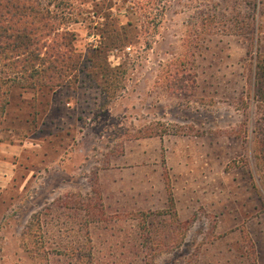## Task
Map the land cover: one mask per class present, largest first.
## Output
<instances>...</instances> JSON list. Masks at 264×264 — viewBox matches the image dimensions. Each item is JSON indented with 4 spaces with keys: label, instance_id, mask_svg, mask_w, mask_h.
I'll return each instance as SVG.
<instances>
[{
    "label": "rangeland",
    "instance_id": "obj_1",
    "mask_svg": "<svg viewBox=\"0 0 264 264\" xmlns=\"http://www.w3.org/2000/svg\"><path fill=\"white\" fill-rule=\"evenodd\" d=\"M30 4L0 43V264H264V0Z\"/></svg>",
    "mask_w": 264,
    "mask_h": 264
},
{
    "label": "trees",
    "instance_id": "obj_2",
    "mask_svg": "<svg viewBox=\"0 0 264 264\" xmlns=\"http://www.w3.org/2000/svg\"><path fill=\"white\" fill-rule=\"evenodd\" d=\"M30 3L31 0H0V43L3 40L7 46L11 47L12 51L19 46L16 42H19V37L22 38L33 33L31 29L33 20H43L47 14V12L44 13L39 10H33ZM69 20L77 21V19L71 18ZM29 40H31V38L28 39V41ZM2 46L1 44V48ZM257 128V138L260 148L258 155L255 157H259L261 161H264V118L263 122L260 123ZM167 191L169 206L173 207V198L168 186ZM83 257V264L94 263L92 255L84 254Z\"/></svg>",
    "mask_w": 264,
    "mask_h": 264
},
{
    "label": "crops",
    "instance_id": "obj_3",
    "mask_svg": "<svg viewBox=\"0 0 264 264\" xmlns=\"http://www.w3.org/2000/svg\"><path fill=\"white\" fill-rule=\"evenodd\" d=\"M52 100H53V99L51 98V101H52ZM64 101H65V100H64ZM64 103H65V102H64ZM62 104H63V103H59V105H62ZM65 117H66V116H65ZM65 117H63L65 120L68 119V117H66V118H65ZM36 137H37V136H36ZM41 141H43V140H41V139H39V138L32 139V140L30 141L31 146H32V147H31L32 150H35V151H36V150L38 149L37 147H38V146H41V144H40ZM24 142H26V141H24ZM19 146H21L20 149L24 151V147H23L24 144H19ZM3 148H4V149H7V150H10L9 148H7V147H5V146H4Z\"/></svg>",
    "mask_w": 264,
    "mask_h": 264
}]
</instances>
